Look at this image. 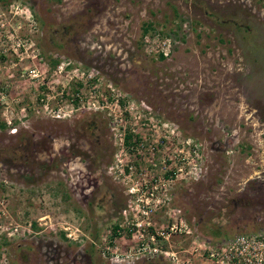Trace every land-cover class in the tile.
<instances>
[{"label": "rangeland", "instance_id": "374dc122", "mask_svg": "<svg viewBox=\"0 0 264 264\" xmlns=\"http://www.w3.org/2000/svg\"><path fill=\"white\" fill-rule=\"evenodd\" d=\"M143 183L179 264L264 232V0H0V264H117Z\"/></svg>", "mask_w": 264, "mask_h": 264}, {"label": "built area", "instance_id": "2783aa9c", "mask_svg": "<svg viewBox=\"0 0 264 264\" xmlns=\"http://www.w3.org/2000/svg\"><path fill=\"white\" fill-rule=\"evenodd\" d=\"M137 191L138 194L134 199L135 213H132L133 218L127 219L125 226L130 234L147 230V240H144L139 234L134 250L129 247L126 252H116L113 255L108 249V251L105 250V253L112 259L110 261L117 264L132 263L133 259H137L140 255H146L145 253L164 254L171 264H179L180 258L176 251H160L157 244L158 237H166L176 231V224H171L167 230H163L161 227L155 228L149 219L160 207V201L153 196V192L144 183ZM123 215H125L124 212ZM116 231L115 235H118V229ZM190 231L189 226L184 228L185 234H189ZM195 242L197 243V241ZM196 246L201 247L200 264H264V232L262 231L237 234L216 242L206 240L198 242ZM192 250H196V248L193 247Z\"/></svg>", "mask_w": 264, "mask_h": 264}, {"label": "trees", "instance_id": "16d2710c", "mask_svg": "<svg viewBox=\"0 0 264 264\" xmlns=\"http://www.w3.org/2000/svg\"><path fill=\"white\" fill-rule=\"evenodd\" d=\"M151 28V24L150 23H145V24H143V26L141 27V35H144L149 29ZM163 58V56H162V54L161 53H159L158 54V59H162ZM90 128V127H89ZM129 134L127 133L123 138H124V142L126 143V144H128L129 143ZM118 229V227H116V225L115 226H113L112 227V230H113V233L115 234V232H116V230ZM219 231H214L213 233H212V235L213 236H220L221 238H224V239H226V238H228L229 237V233H225L224 231L222 232V234L223 235H221V233L219 234L218 233Z\"/></svg>", "mask_w": 264, "mask_h": 264}]
</instances>
